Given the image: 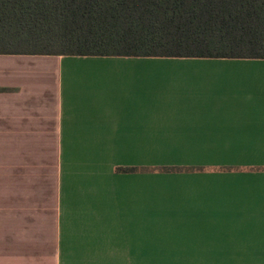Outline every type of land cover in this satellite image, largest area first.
<instances>
[{"label":"crops","instance_id":"1","mask_svg":"<svg viewBox=\"0 0 264 264\" xmlns=\"http://www.w3.org/2000/svg\"><path fill=\"white\" fill-rule=\"evenodd\" d=\"M262 177L264 59L0 55V264H139Z\"/></svg>","mask_w":264,"mask_h":264},{"label":"trees","instance_id":"2","mask_svg":"<svg viewBox=\"0 0 264 264\" xmlns=\"http://www.w3.org/2000/svg\"><path fill=\"white\" fill-rule=\"evenodd\" d=\"M0 55L264 59V0H0Z\"/></svg>","mask_w":264,"mask_h":264},{"label":"clouds","instance_id":"3","mask_svg":"<svg viewBox=\"0 0 264 264\" xmlns=\"http://www.w3.org/2000/svg\"><path fill=\"white\" fill-rule=\"evenodd\" d=\"M264 181V177L261 178ZM183 214L157 231L139 264H264V182L243 189L189 187ZM210 199L223 210L206 215Z\"/></svg>","mask_w":264,"mask_h":264}]
</instances>
